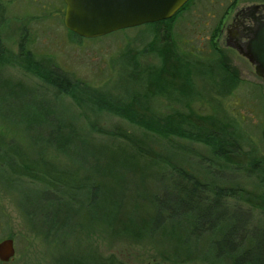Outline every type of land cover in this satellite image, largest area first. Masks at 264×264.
<instances>
[{"label":"rangeland","instance_id":"374dc122","mask_svg":"<svg viewBox=\"0 0 264 264\" xmlns=\"http://www.w3.org/2000/svg\"><path fill=\"white\" fill-rule=\"evenodd\" d=\"M244 6L264 8V0H193L171 21L80 39L64 26L62 0H0L1 141L85 179L71 206L87 214L59 225L64 202L41 199L46 184L13 176L11 160L1 161L0 241L13 240L15 250L6 264H68L95 254L125 264H234V257H217L210 233L196 229L192 215L177 219L192 230L180 240L160 229L151 236L122 234L107 211L128 206L123 220L131 222L140 204L173 191L169 177L147 166L137 148L201 183L264 199L257 171L248 175L247 165L237 170L215 154L218 144L235 142L247 164L264 159V79L224 43L225 31L223 44L216 40L222 12L225 26ZM168 41L182 73L176 85L154 75ZM57 74L71 87L52 96L47 80ZM189 113L217 124L211 143L204 141L208 132L180 123ZM128 158L133 162L122 169L119 160ZM94 184L104 190L97 205ZM247 214L246 234L264 236V212Z\"/></svg>","mask_w":264,"mask_h":264},{"label":"trees","instance_id":"16d2710c","mask_svg":"<svg viewBox=\"0 0 264 264\" xmlns=\"http://www.w3.org/2000/svg\"><path fill=\"white\" fill-rule=\"evenodd\" d=\"M172 19L158 21L149 25H156L171 21ZM163 50L160 70L154 72V75L163 84L172 85L174 83L176 85L181 80L179 77L182 73L180 72V66L176 62V54L173 51V45L170 41L166 45L164 44ZM0 52H2L1 46ZM57 75L59 78L51 75V78L55 79L47 80V83H49V88H47L50 89L52 96L57 93H67L66 91L71 87V80L69 78L61 74ZM44 86L46 87V85ZM0 88H2L1 83ZM50 96H43V100L50 101ZM194 115L189 113L180 123L187 125L189 128L188 131L194 130L196 133L201 131L208 132L209 135L206 136L204 141L211 143L215 137L214 134L216 135L217 124H213L210 118L206 116ZM127 140L129 141V139ZM0 150L3 153V158L0 157V162H3L5 159L11 160L9 168L13 176H20V178L26 177L32 181L46 184V187L50 191L46 189L44 198L42 197L41 199H46L47 197L48 201L53 199L58 201V203L64 202L62 213H58L59 217L57 222L59 225L70 224V221H84L87 218L84 210L79 208L75 213L72 209L73 206H71L76 202L74 198L75 194L85 185V179H80L75 173L57 169L54 165L41 159H30L23 151L17 149L15 145L12 146L10 143H3L1 138ZM137 151L144 157L147 166H155L161 172V175L169 177L173 191L166 192L162 195H155L148 203L144 204L143 202V204H140L136 208L138 211H134L135 217L131 222H125L123 220L128 206L123 207L126 212H117V208L114 212L112 209H109L107 216L109 218L112 217L114 220V223L112 222V226L114 225L112 227L113 230L118 228L117 230L122 234L137 237L142 234L151 236L157 229H160L163 234L174 231L180 240H184L183 236L186 234L187 229L190 232L192 230L189 228L188 221L184 225L177 223V219L184 218L188 214L190 217L192 215V219L196 222L194 223L196 229L207 234H211V232L217 233L216 236H213V234L208 235L211 237V243L218 255L217 257H234V264H264V236L261 234L260 236L257 235L259 238L255 237V234L248 236L246 234L247 228L245 227V224L249 220L247 210L256 209L264 212L263 198L253 197L243 190L223 189L210 183H201L192 175L174 166L170 167L167 165L168 168H165L163 164L159 163L160 158L155 156L153 152H147L139 148H137ZM215 154L224 156L237 170H243L247 165L245 169H247L248 175L257 171L258 175L256 176L259 177L258 180L264 185V159L247 164L244 161L245 154L240 152L235 142L227 143L224 146L218 144ZM132 162V158L119 160L122 169ZM103 192L104 190L102 191L97 184L92 185L90 196L94 205L98 204V193L103 194ZM236 193H239V195ZM227 199H233L234 202L239 200L247 204L249 208L242 210L243 207L238 204L230 207ZM212 237L215 238L212 240ZM68 264L125 263L113 255L102 256L95 254L86 259L70 261Z\"/></svg>","mask_w":264,"mask_h":264},{"label":"water","instance_id":"95a60500","mask_svg":"<svg viewBox=\"0 0 264 264\" xmlns=\"http://www.w3.org/2000/svg\"><path fill=\"white\" fill-rule=\"evenodd\" d=\"M187 0H63L64 26L80 38H98L114 31L169 19ZM239 53L264 79V15L249 31ZM13 240L0 241V262L14 257Z\"/></svg>","mask_w":264,"mask_h":264},{"label":"flooded vegetation","instance_id":"af4514ba","mask_svg":"<svg viewBox=\"0 0 264 264\" xmlns=\"http://www.w3.org/2000/svg\"><path fill=\"white\" fill-rule=\"evenodd\" d=\"M193 0L187 1L176 13V16L179 15L185 8L188 6L190 2ZM235 5V4H234ZM259 3L254 5L258 6ZM261 6V5H260ZM264 15V8L262 7H250L244 6L240 7L236 10L233 17L231 18L230 22L223 26V12L218 21V37L216 40L219 42L221 41V37L223 39V31L226 32V39L224 41L225 44H229L233 46V48L243 47L245 42L247 41V36L249 35V31L254 26V23L257 20H262ZM223 44V40L221 41Z\"/></svg>","mask_w":264,"mask_h":264}]
</instances>
